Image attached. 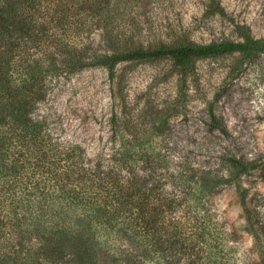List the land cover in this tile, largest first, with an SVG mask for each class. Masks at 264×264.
I'll list each match as a JSON object with an SVG mask.
<instances>
[{
  "label": "trees",
  "instance_id": "1",
  "mask_svg": "<svg viewBox=\"0 0 264 264\" xmlns=\"http://www.w3.org/2000/svg\"><path fill=\"white\" fill-rule=\"evenodd\" d=\"M135 1L0 0V264H172L204 245L218 263L229 231L213 197L227 186L251 228L264 226L244 199L242 176L255 164L225 140L206 147L208 155L176 153L151 134L136 140L132 116H112L111 145L93 157L33 116L48 86L87 66L113 77L122 60L168 57L185 81L200 58L264 51V40L249 37L144 43L122 36ZM208 110L206 133L225 139L223 119ZM162 120L158 129L169 122Z\"/></svg>",
  "mask_w": 264,
  "mask_h": 264
},
{
  "label": "rangeland",
  "instance_id": "2",
  "mask_svg": "<svg viewBox=\"0 0 264 264\" xmlns=\"http://www.w3.org/2000/svg\"><path fill=\"white\" fill-rule=\"evenodd\" d=\"M119 29L122 36L144 43L170 42L178 36L193 43L264 40V0H136ZM104 46L100 42L97 47ZM194 70L179 81L181 66L168 57L122 60L113 77L104 66H87L48 86L32 114L46 120L54 137L81 144L93 157L111 145L112 116H132L138 121L131 129L136 140L151 134L153 140L169 141L176 153L208 155L206 147L225 140L255 164L242 176L244 199L252 218L264 223V51L200 58ZM209 105L227 126L225 139L205 131ZM165 117V129H158ZM213 206L229 231L226 258L218 255L214 262L204 245L172 264H264V226L251 228L235 188L219 190Z\"/></svg>",
  "mask_w": 264,
  "mask_h": 264
}]
</instances>
